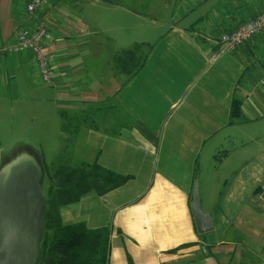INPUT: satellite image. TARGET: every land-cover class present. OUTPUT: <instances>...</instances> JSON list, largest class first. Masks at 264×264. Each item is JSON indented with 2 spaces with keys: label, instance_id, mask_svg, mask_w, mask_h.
<instances>
[{
  "label": "crops",
  "instance_id": "1",
  "mask_svg": "<svg viewBox=\"0 0 264 264\" xmlns=\"http://www.w3.org/2000/svg\"><path fill=\"white\" fill-rule=\"evenodd\" d=\"M27 1L0 0V47L27 26ZM263 12L264 0H43L52 82L32 52L0 61L2 112L34 91L58 117L90 110L94 159L131 177L62 212L110 228L109 264H264V30L232 51L219 42ZM136 44L148 55L127 80L115 61ZM196 181L214 223L203 234Z\"/></svg>",
  "mask_w": 264,
  "mask_h": 264
},
{
  "label": "trees",
  "instance_id": "2",
  "mask_svg": "<svg viewBox=\"0 0 264 264\" xmlns=\"http://www.w3.org/2000/svg\"><path fill=\"white\" fill-rule=\"evenodd\" d=\"M100 1L110 4L124 2ZM145 46L136 44L117 57V70L127 80L144 65L148 55ZM90 113V110L63 113L64 129L68 137L71 133L80 132L83 124L89 120ZM232 115L234 118L241 117L240 102H234ZM70 143L73 144V141ZM41 160L45 169L44 191L47 197L42 264H109L110 228L106 226L92 229L84 221L66 224L62 212L65 208L80 203L87 195L103 196L109 193L124 185L131 177L103 167L97 159L93 162L75 163V153L61 155L56 164L47 163L43 156Z\"/></svg>",
  "mask_w": 264,
  "mask_h": 264
},
{
  "label": "water",
  "instance_id": "3",
  "mask_svg": "<svg viewBox=\"0 0 264 264\" xmlns=\"http://www.w3.org/2000/svg\"><path fill=\"white\" fill-rule=\"evenodd\" d=\"M41 155L29 147L19 149L0 165V264H42L47 197ZM191 209L199 233L214 229L202 209L199 182Z\"/></svg>",
  "mask_w": 264,
  "mask_h": 264
},
{
  "label": "rangeland",
  "instance_id": "4",
  "mask_svg": "<svg viewBox=\"0 0 264 264\" xmlns=\"http://www.w3.org/2000/svg\"><path fill=\"white\" fill-rule=\"evenodd\" d=\"M33 93L28 103H23L22 96L9 97L7 112L0 110V159L27 145L49 164L58 163L61 155L69 153H75V163L93 162L95 155L87 146L83 127L79 133H71L68 137L63 116L58 117L51 105L39 100L37 91ZM92 121L89 119L86 125Z\"/></svg>",
  "mask_w": 264,
  "mask_h": 264
},
{
  "label": "built area",
  "instance_id": "5",
  "mask_svg": "<svg viewBox=\"0 0 264 264\" xmlns=\"http://www.w3.org/2000/svg\"><path fill=\"white\" fill-rule=\"evenodd\" d=\"M42 4L43 0L27 1L28 24L17 32L16 40L12 44L0 47V61L7 55L32 52L42 83L50 84L53 70L50 55L45 52V42L49 38V33L45 21L39 17L38 13ZM263 30L264 12L237 30L222 34L219 38V42L222 44L220 52L235 50Z\"/></svg>",
  "mask_w": 264,
  "mask_h": 264
}]
</instances>
